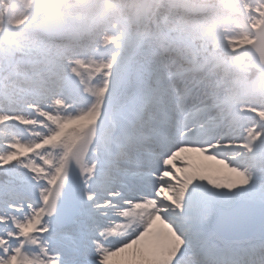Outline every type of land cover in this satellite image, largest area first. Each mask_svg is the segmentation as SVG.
Masks as SVG:
<instances>
[{
  "label": "snow or ice",
  "instance_id": "snow-or-ice-1",
  "mask_svg": "<svg viewBox=\"0 0 264 264\" xmlns=\"http://www.w3.org/2000/svg\"><path fill=\"white\" fill-rule=\"evenodd\" d=\"M0 264H264V0H0Z\"/></svg>",
  "mask_w": 264,
  "mask_h": 264
},
{
  "label": "bare ground",
  "instance_id": "bare-ground-1",
  "mask_svg": "<svg viewBox=\"0 0 264 264\" xmlns=\"http://www.w3.org/2000/svg\"><path fill=\"white\" fill-rule=\"evenodd\" d=\"M207 163H210V164H212L213 162H207ZM215 167H219V166H216V165H214Z\"/></svg>",
  "mask_w": 264,
  "mask_h": 264
}]
</instances>
